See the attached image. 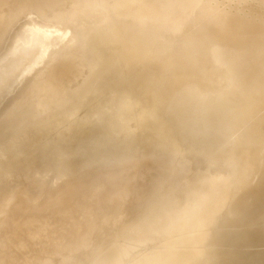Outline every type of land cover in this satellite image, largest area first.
<instances>
[{
    "label": "bare ground",
    "instance_id": "obj_1",
    "mask_svg": "<svg viewBox=\"0 0 264 264\" xmlns=\"http://www.w3.org/2000/svg\"><path fill=\"white\" fill-rule=\"evenodd\" d=\"M99 1L57 23L42 0L0 16V245L31 192L129 171L72 188L28 222L40 249L0 264H264V6ZM81 49L86 78L61 100Z\"/></svg>",
    "mask_w": 264,
    "mask_h": 264
},
{
    "label": "rangeland",
    "instance_id": "obj_2",
    "mask_svg": "<svg viewBox=\"0 0 264 264\" xmlns=\"http://www.w3.org/2000/svg\"><path fill=\"white\" fill-rule=\"evenodd\" d=\"M13 0H0V16L2 17L3 15L7 17L9 15V12H5L6 8L10 6L11 2ZM70 1H72L70 3ZM69 2V3H68ZM256 4L264 6V2L262 0H254ZM9 3V4H8ZM69 4V5H68ZM7 5V6H6ZM67 5V6H66ZM41 6L46 10V11H53L55 13L54 9L55 8H61L66 9V12L63 15H55L52 19L55 21L54 23H57V20H60L59 18H62L63 16L68 15L71 12L80 10L85 7H90V6H96L100 7V1L99 0H42ZM224 8L219 7L214 10L216 12H223ZM56 10V9H55ZM195 11L197 12V16L195 17L196 20H199L201 16H199V13L205 12L204 9L202 8H195ZM173 13V12H172ZM177 13V12H176ZM175 12L173 14H176ZM205 14H203L204 16ZM253 15V13H252ZM257 15H254L256 17ZM26 18H22L20 21L24 22ZM19 21V22H20ZM18 24H21L18 23ZM181 26V25H177ZM179 27L171 29L173 32L178 31ZM177 29V30H176ZM235 30V34L239 33V28H233ZM233 30V31H234ZM238 30V31H237ZM176 33V32H175ZM61 52V51H60ZM79 58L76 59H65L62 61L59 66L57 72L58 77L60 78V89H59V97L61 100H66L69 92L71 91H76V89L80 86V84L83 82V80L86 78L87 72H88V64L91 60V54L87 51H84L81 49ZM67 62V63H66ZM69 63V64H68ZM74 63V64H73ZM71 66V67H70ZM73 66V67H72ZM69 68V69H68ZM65 69H67L65 71ZM69 71V72H68ZM61 73V74H60ZM65 73V74H64ZM117 83H120V81H117ZM21 85V84H20ZM20 89H17L14 94L9 97L7 100H3L2 104H7L12 101V99L17 96L20 92ZM4 106V105H3ZM34 108V107H33ZM129 171V168H119V169H113V170H103L101 173L98 175L96 174H91L87 177H83L80 179H77L75 181H72L70 183L62 182L59 184V186L55 189L47 190L44 193L40 194L37 199H32L35 197L36 193L31 192L30 197H31V203L29 204L28 208L25 209H19L17 207H13L11 210H9L8 216L6 217V225L8 226V230L5 229L2 231V241L0 247V257H3L5 255H20L19 253L25 254V250H29L30 252L26 251V253H29L30 255L32 251H37V249L43 245L42 242H37L33 239H30L29 237H26L27 233V226L29 221L36 222L37 225L39 226H45V221L49 218L45 217L43 213L47 212L48 209L54 208L58 205H61L65 202L67 197H69L72 188H75L77 191H86L88 188H90L93 183L99 179L107 178V177H118L120 175L125 174L126 172ZM116 193L115 187L112 188V192L109 194ZM18 210V211H16ZM38 213V214H37ZM26 214V215H25ZM43 215V216H40ZM53 215V214H51ZM50 215V216H51ZM12 216V217H10ZM44 217V218H43ZM27 218V219H26ZM37 218V219H36ZM20 219V220H19ZM13 220V221H12ZM11 222V223H10ZM23 222V223H22ZM17 224H22L20 225L21 228L17 227ZM40 228V226L38 227ZM17 229V230H16ZM26 237V238H25ZM7 238V239H6ZM30 239V240H28ZM7 240V241H5ZM34 241L36 243H34ZM7 243V246L6 244ZM41 245V246H40ZM28 246V247H27ZM38 249V250H39ZM5 250V251H3ZM23 252H22V251ZM3 251V252H2ZM51 255V254H50ZM26 256V255H24ZM57 254H52L53 259L59 260L61 257Z\"/></svg>",
    "mask_w": 264,
    "mask_h": 264
}]
</instances>
